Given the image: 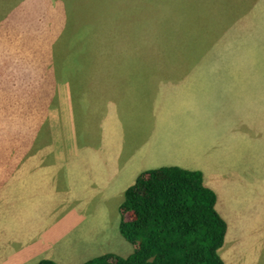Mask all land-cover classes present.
I'll return each instance as SVG.
<instances>
[{
  "label": "crops",
  "instance_id": "obj_1",
  "mask_svg": "<svg viewBox=\"0 0 264 264\" xmlns=\"http://www.w3.org/2000/svg\"><path fill=\"white\" fill-rule=\"evenodd\" d=\"M69 42L68 49L53 51L25 47L16 55L21 61L14 57L7 67L25 98L3 105L19 107L18 115L10 109L0 114V264H35L43 258L57 264L84 262L78 253L86 252L72 247L82 232L71 234L90 210L86 203L112 202L100 215L109 216L111 210L120 219L124 190L140 173L166 166L199 170L214 191L215 208L227 224L217 251L224 264H264L260 246L235 247L234 253L229 245L244 212L254 205L241 198L240 187L251 186V181L232 180L236 187L224 188L222 198L205 171L209 163L214 167L222 160L238 135L228 111L238 98L229 77L236 72L160 67L154 58L148 65L136 58L119 63L110 48L97 49L99 41ZM161 73L170 75L165 80L174 87L162 110ZM172 73L181 74L171 79ZM19 121L23 125L16 131L12 125ZM200 121L217 125L215 132L208 124L204 135ZM219 139L225 144L216 160ZM176 151L180 154L174 155ZM79 202L83 205L72 204ZM223 204L235 208L230 219L221 212Z\"/></svg>",
  "mask_w": 264,
  "mask_h": 264
},
{
  "label": "rangeland",
  "instance_id": "obj_2",
  "mask_svg": "<svg viewBox=\"0 0 264 264\" xmlns=\"http://www.w3.org/2000/svg\"><path fill=\"white\" fill-rule=\"evenodd\" d=\"M69 36L81 45L86 40L99 41L97 49L110 48L116 55L113 61L119 63L136 58L148 65L154 58L160 67H214L236 72L229 77L238 98L228 111L238 135L222 160L214 167L209 163L205 171L222 198L226 190L236 187L231 186L232 180L251 181V186L240 187L244 190L241 198L254 205L244 212L229 245L233 251L235 247L260 246L264 258V0H0V114L10 109L18 115L19 107L3 105L19 104L25 98L24 88L19 83L16 87L7 69L13 59L21 61L18 52L28 46L47 51L68 49L72 44ZM179 74L172 73L170 78ZM168 76L161 73L160 110L167 104L169 89L174 88L165 80ZM208 124L214 133L217 125ZM208 124L198 123L204 135ZM22 125L19 121L12 126L18 131ZM43 125L49 132V119ZM224 144L222 139L215 144L216 160ZM178 154L180 151L174 153ZM227 182L229 185H222ZM111 204L104 200L86 203L90 210L71 234L82 232L79 240H72L74 250L86 252L78 253V260L110 252L126 256L133 250L118 230L119 215L111 210L106 212L109 216L100 215L99 210L110 209ZM222 208L230 219L235 208H224V204ZM124 217L130 219L132 213L126 212Z\"/></svg>",
  "mask_w": 264,
  "mask_h": 264
},
{
  "label": "trees",
  "instance_id": "obj_3",
  "mask_svg": "<svg viewBox=\"0 0 264 264\" xmlns=\"http://www.w3.org/2000/svg\"><path fill=\"white\" fill-rule=\"evenodd\" d=\"M199 170L149 169L124 190L120 234L133 244L126 256L103 253L79 264H224L218 249L227 224ZM131 212L126 219L124 213ZM35 264H57L40 259Z\"/></svg>",
  "mask_w": 264,
  "mask_h": 264
}]
</instances>
